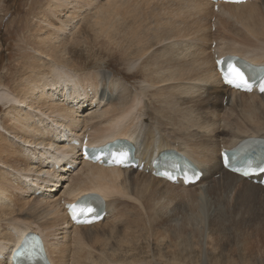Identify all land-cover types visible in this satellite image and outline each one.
<instances>
[{
    "label": "bare ground",
    "instance_id": "obj_1",
    "mask_svg": "<svg viewBox=\"0 0 264 264\" xmlns=\"http://www.w3.org/2000/svg\"><path fill=\"white\" fill-rule=\"evenodd\" d=\"M63 1L68 0H54L46 8L49 10L48 16L50 13L56 17L55 23L49 21L48 25L46 24V27L54 30L53 34L48 33L46 41L44 40L50 45L53 43L56 46L59 43L62 46L57 38L61 36L62 42L67 32L68 27L62 19L65 14L58 6ZM177 1L188 9L187 12L177 11L178 14H183L182 19L187 15L189 17L185 21L192 18L199 23V18L206 19L209 28L207 31L205 28L197 29V32H201L199 38L203 41L202 45L189 50L183 48L179 52V40L172 38L178 34L180 27L172 21L171 16L168 23L175 24H168V33L165 35L170 39L167 42L170 46L155 56L154 53L147 56L149 51L146 45L150 41L147 42L141 36L143 31L142 24H138V11L132 9L127 12L122 9L120 1L111 0L100 12H94L98 11V19L92 21L101 28L107 16L130 18L133 36L137 38L139 34L138 61H141L142 65L146 64V61L154 60V63L149 66L147 64L145 69L147 74H154L155 77L151 79L152 82L142 84L143 93L140 97H132L127 82L115 76L116 72L107 75L108 81L103 83V90H107L111 95L98 93L100 83L81 81L76 73L67 72L68 68L65 70L67 66L64 68L63 65L54 63V57L49 56V50L57 48L54 46L37 53V57L43 59L41 66L44 65L45 69L32 65L24 71L21 70L22 73L20 72L18 77L15 76L18 79L14 85L8 86L0 82V105L6 106L5 112L0 115V264H12V254L30 233L42 235L52 264H148L140 259L143 254L139 256L136 251L121 258L116 250H112L110 254L111 251L104 250L105 247L100 249L101 251L94 249L92 245L95 241L88 233L95 227L108 225V222L110 227L123 226L133 211L168 217L170 228L178 232L181 228L173 221L179 210L172 205L184 197V194L197 191L200 193L198 200L203 201L209 195L212 196L213 190L219 187L230 197L236 196L238 204L240 200L258 197L262 193L261 189L264 191L260 185L224 169L221 158L223 149L233 148L246 139L264 138V95L242 93L225 86L211 53L212 43L216 41L215 49L220 57L233 54L256 65H264V29L258 30L245 20V33H242L241 29H235L234 25L236 20L241 23L243 16H251L259 8L264 10V0L242 2L239 5L214 3L210 0ZM215 5H218L217 11ZM64 7L65 5L62 8ZM173 15L175 16V12ZM213 26L215 32H212ZM161 37L156 36L159 45L167 40H163L164 36ZM41 38L44 39L45 36ZM68 39L70 40L67 38V41ZM63 52L66 53L67 50ZM56 54L59 55L60 52ZM138 63H132L130 68L139 67ZM114 94L118 95L115 99ZM71 96L72 100L69 99ZM136 119L138 121L134 123ZM66 133L72 136L71 139L65 136ZM85 134L89 136L88 145L101 146L117 138L132 140L137 155L145 162L147 168H151L153 157L162 151H180L203 170L204 177L196 185L186 187L155 178L150 173L139 170L105 168L83 161L79 150L69 148L66 144L70 141L81 142ZM69 164L76 165L74 170L70 171L66 167ZM56 165L58 166L55 167ZM191 187L197 189H184ZM37 191L41 193L37 194ZM94 193L105 198L109 215L94 225L73 226L63 208L64 204H61L62 199L64 202L73 203L82 195ZM167 205L172 209H167ZM24 215L26 216L23 217ZM29 217L32 218V223L27 221ZM141 219L135 227L141 230L140 224L143 223V229L149 235L147 227L151 222L154 224V220L150 223L146 221L145 224L140 223ZM133 223L135 224V221ZM177 232L173 233L174 236ZM182 234L181 230L179 236ZM123 240L132 247L131 249L138 247L135 235ZM116 247L118 248H114ZM141 247L142 245L140 250ZM152 248L149 249L153 251ZM149 249L147 248L148 252Z\"/></svg>",
    "mask_w": 264,
    "mask_h": 264
},
{
    "label": "rangeland",
    "instance_id": "obj_2",
    "mask_svg": "<svg viewBox=\"0 0 264 264\" xmlns=\"http://www.w3.org/2000/svg\"><path fill=\"white\" fill-rule=\"evenodd\" d=\"M52 1L54 0H0V82H4L8 86L14 85L13 83H15V81L18 79L17 77L19 76L21 70L24 71L28 67H32V65H38V67L40 66L41 68L45 69L46 67L44 65L41 66L43 59L37 57V53L42 50L46 51L47 47L51 48L54 46V48H57L54 50L51 48L52 50H49V52L51 51L49 56H52H50V58L54 57L52 59L54 60V63L59 64L60 66L63 65L64 68L67 66L65 70L68 68L66 70L67 72L76 73L81 81L87 80L89 82L95 81L100 83L98 93L101 94L102 92L103 95H111L109 92H107V90H103V83L105 81L107 82L108 77L112 73L116 72L114 73V75L116 74L115 76L127 82L130 91L132 92V97L135 95L140 97L143 93L141 90L142 84H144V82H152L151 79L155 77L154 74H147L148 72L145 69V66L147 64L148 66L153 64L154 62L152 61L154 60L150 62L146 61V64L142 65L141 61H138L140 59L139 34L137 38L133 36V30L130 28V22L132 25L130 18L125 19L122 17V20L121 17L118 18L115 17V15L113 17L109 16L110 18L107 16L106 20L104 21L105 23L103 22V26L101 28L93 21H95L96 18L98 19V11L100 12L103 8H105V6L111 0H80V2H76V0H68L67 2L63 1L62 4H58V6H60V9L65 14L62 19H64V22L66 23L65 25L68 28L67 32L64 34V40H62V42L60 40L61 36L57 38L59 40L58 42L63 44V47L59 43H57L56 46L55 44L53 45V43L50 45V43L45 42V39L47 35L51 33L53 34L54 30L51 27L48 28L49 26L46 27V24L48 25L49 21L55 23L56 17L52 16L50 13L48 16L47 14L49 10L46 8L48 4L52 3ZM117 1H120L122 9L126 10L127 12L132 9L138 11V24H142L141 31H143L141 36L146 39L147 42L150 41L146 45V47H148L147 50L149 51L147 56L153 55V53V56H155V54L158 55L169 48L170 44L167 42H169L170 39H167L165 35L168 33V24H173L168 23L171 21V16L173 18L172 21H175V23L180 27V30L177 32L178 34L172 38L179 40V44L177 45L179 52H181L183 48L189 50L192 47H198L202 45L203 41L199 38L201 32H197V29L202 30L205 28L207 31L209 28V22H207L206 19L202 20L199 18V23L198 20L195 21V19L192 18L185 21L186 18L189 17L188 15L186 17L184 16L182 19L181 17L183 14H178V10L187 12L188 9L183 7V4L177 0ZM87 3H90L91 5ZM64 5L65 11L62 8ZM68 10L70 12H68ZM96 10H98L97 13H94ZM174 12L175 16L173 15ZM95 14H97V16ZM243 17L244 18H242L241 23L239 20L234 22L235 29H241V32L245 33L244 24L247 23L258 30L264 29L263 9L259 8V10H257L251 16L247 15ZM168 18L169 20H167ZM109 22H111V25ZM184 26H186V28ZM97 27L100 28L98 29ZM69 28L71 29L69 30ZM102 29L105 30L103 31ZM34 31L37 32L35 33ZM212 32H215L214 26L212 28ZM181 34L183 36H181ZM66 35L68 36L67 38H70V40L68 39L67 41V38L65 37ZM157 35L160 38H162L161 36H164L163 40H167L159 45L157 44ZM44 36L45 38L42 39L41 37ZM34 38H36V40ZM215 42L216 41L212 43V48ZM59 46L60 49L63 51L67 50V52L65 53L62 50L61 52ZM63 48L67 49L65 50ZM56 52H60V54L58 55ZM134 62H139L138 64L140 65L139 67L137 66L132 69L130 66ZM26 63L28 64L26 65ZM69 67L72 69H69ZM46 72H48V69H46ZM117 94H114L115 97L113 99L118 96ZM146 97L149 100L151 99L149 95H146ZM142 104L141 107L143 109ZM5 107V105H0V115H3V112H5ZM136 121L138 120L136 119L134 123ZM184 189L196 190L197 188L191 187ZM257 191L259 192L260 190ZM260 192H262V195L259 194L260 197L247 198V200L244 201L240 200L238 204L236 202V196L230 197L227 192L220 189L219 187L213 190L212 196L209 195L208 198H204L203 201L198 200L200 193L197 191L188 195L184 194V197L181 199L179 198L177 200L178 202L175 201L172 205L175 209L178 207L177 210H179L175 214L173 223L179 225L183 233L182 236H179L181 230L177 232L176 230L170 228V225L167 222V219H169L168 217L156 213H151L150 215L144 213L140 214L136 211H133V214H129L130 218L128 217L126 224L123 226H116L115 229L113 226L110 227V222H108L106 223L108 225L97 228L95 227V229L87 233L90 234L92 239L95 241L92 245V247L94 246V249L96 248L101 251L100 249L105 247L104 250L109 249L108 251H111L110 254L112 253V250H116V253L118 256L120 255L121 258H124L127 255L129 256L131 252L136 251V253H139V256L142 254L144 255H142L140 259L144 260V262H147L148 264L149 262L151 264H264V191L261 189ZM261 196H263V198ZM176 203L178 205H176ZM166 208L169 210L172 209L169 205H167ZM252 213L256 214L257 216H254V214L252 215ZM25 216L26 215L23 217ZM31 219L32 218L28 219L27 221L30 220L29 222L32 223L33 220ZM140 219L142 220L140 223L145 222V224L146 221L150 223L154 220V224L152 222L150 225L148 224L147 228L150 231L149 235L147 231L143 229V223L140 224L142 228L141 230L138 227H135L136 224L139 223ZM134 221L135 224L133 223ZM120 228H122L123 231ZM126 228H128L129 231ZM165 230H167L168 233ZM94 232L95 235L93 234ZM174 232H177L175 236L173 234ZM133 235H135L136 246H138L135 248L136 250L131 249L132 247L128 246V244L123 240V238L125 239L133 237ZM176 238L177 240H180L177 241ZM121 240L122 242H120ZM99 241L102 242L100 243ZM109 241L113 242L111 243ZM114 241H116L115 244ZM96 243L99 244L98 248ZM105 243L108 244L105 245ZM163 243H165V246H163ZM108 245L111 247V250ZM139 245H142L143 250L142 247L140 250ZM115 246H118V248H114ZM147 248H152L153 251L149 249L148 252ZM189 248L191 251H189ZM159 249L162 250L163 253ZM192 251H194V256ZM182 253L183 255H181ZM139 256L137 259L140 261Z\"/></svg>",
    "mask_w": 264,
    "mask_h": 264
},
{
    "label": "snow or ice",
    "instance_id": "obj_3",
    "mask_svg": "<svg viewBox=\"0 0 264 264\" xmlns=\"http://www.w3.org/2000/svg\"><path fill=\"white\" fill-rule=\"evenodd\" d=\"M225 80L227 83L233 84L237 88H244L245 90H249V91L251 90V85L248 83V79L245 76L244 71H242L240 68L232 64L228 65V70L225 75ZM260 90L264 92V85L261 86ZM118 162H122V161L118 160ZM260 171H264V168H261ZM243 174L247 175L248 172H244ZM72 208H73L74 217L77 215H86L87 213H90L92 211V209L87 206L81 207L79 210H77L75 206H72ZM28 258L30 259L31 255H29Z\"/></svg>",
    "mask_w": 264,
    "mask_h": 264
}]
</instances>
